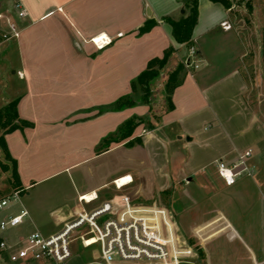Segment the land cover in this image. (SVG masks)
I'll use <instances>...</instances> for the list:
<instances>
[{
	"label": "crops",
	"instance_id": "1",
	"mask_svg": "<svg viewBox=\"0 0 264 264\" xmlns=\"http://www.w3.org/2000/svg\"><path fill=\"white\" fill-rule=\"evenodd\" d=\"M16 1L27 16L16 15ZM186 2L0 1V11L21 30L18 38L0 36V110L18 100L19 119L32 123L4 134L19 185L11 180L12 170L0 164V199L14 191L20 197L15 208L0 213V221L23 208L29 214L1 233L0 241L17 243L15 250L36 229L57 234L83 207L121 194L155 204L156 194L171 200L177 194L184 201L181 216L164 202L160 205L171 211L179 240L196 247L197 264H264V206L259 218L250 219L248 203L239 214L225 205L244 196L249 188L244 183L255 180L242 172L229 184L212 166L218 159L236 162L247 150H252L250 160L264 155L263 99L255 78L264 66L263 34L239 22L222 3L198 0L192 42L200 66H184L180 83L169 92L168 81L183 63L184 45L165 19L187 14ZM147 23L150 28L141 32ZM6 29L0 20V33ZM218 36L226 38L223 62L213 52ZM104 37L112 42L97 47L94 39ZM169 47L176 51L163 67L156 66L144 101L132 83ZM125 95L132 97V106L108 108ZM129 119L136 125L121 139ZM0 160L11 165L1 149ZM119 178L133 181L117 189ZM197 192L217 195L219 204L200 211L204 206ZM81 195L92 202L81 204ZM9 253L0 250V264H13ZM98 256L73 253L62 264H89Z\"/></svg>",
	"mask_w": 264,
	"mask_h": 264
},
{
	"label": "built area",
	"instance_id": "2",
	"mask_svg": "<svg viewBox=\"0 0 264 264\" xmlns=\"http://www.w3.org/2000/svg\"><path fill=\"white\" fill-rule=\"evenodd\" d=\"M18 17L27 16V10L20 1L13 5ZM0 20H5L7 29L0 33L2 40L18 38L21 30L11 15L0 11ZM224 28L230 25L224 22ZM97 47L102 48L112 42L110 38L94 39ZM186 68H199L197 50L188 47L183 57ZM252 150L238 155L236 162L227 163L216 160L219 176L227 183H233L244 171H249L247 159ZM115 180L117 189H122L133 180L124 183ZM19 191H14L0 199V209L11 200L19 199ZM93 199L79 196L81 204ZM29 213L23 208L20 213L0 221V230L18 226ZM80 239L83 247L100 246V257L89 264H197L196 247L180 241L176 232L171 211L155 203L134 202L129 194L112 197L93 208L83 207L65 228L53 235H45L40 230L32 231L21 245L0 241V250L9 251L13 264H62L73 256L72 244Z\"/></svg>",
	"mask_w": 264,
	"mask_h": 264
},
{
	"label": "rangeland",
	"instance_id": "3",
	"mask_svg": "<svg viewBox=\"0 0 264 264\" xmlns=\"http://www.w3.org/2000/svg\"><path fill=\"white\" fill-rule=\"evenodd\" d=\"M228 8L231 9V13H233L238 17L239 22L247 25L249 29H253V31H255L256 29L258 30V32L262 31L264 38V0H230V4ZM225 41L226 38L220 37L218 41L219 44L217 43V46L213 48V52H215L219 62H223L227 55V49L225 48V46H223ZM253 76H255L254 73ZM255 78H257L258 89L260 90L261 93L259 97L263 99V117H264V66L262 73L258 71V75H256ZM137 96H141L143 100L145 98V96H143V93L141 91L137 93ZM254 163L256 164L255 168H253ZM212 166L216 168L217 162L213 163ZM247 166L252 171L250 174L248 171H244V173L252 176V178L255 181L252 180H249L248 182L246 181V183L244 184L247 185L249 188L246 190L245 195L242 197H235L230 200H227L225 202V205L232 212V214L234 213L239 214L241 213L240 210L244 209L246 203H248L245 215L250 219H257L261 216L260 213L264 206V204L261 205L262 202L264 203V155L257 156L253 160H250L248 158ZM125 170L131 171L132 169H125ZM255 184H257V186ZM196 195L198 196L197 199L202 202L201 203L203 204L202 206H204L200 209V211L202 212L205 211L206 208L208 209L213 208L214 206H217L219 204L218 203L219 199L217 198V195H210L209 197H205L204 194L201 192H197ZM156 198L158 204H162L164 202L167 206L171 208L172 211L175 212V214H177V216L182 215L181 213L183 211L181 210V207H183L184 201L181 198H179L177 194H175L172 197V200L170 197H167L166 195H159V194H156ZM16 205L17 204L15 200H11L8 203V205L0 209V213H4L9 209L15 208ZM3 232L5 231L0 230V234ZM72 249L74 253L82 254L87 258H92V257L94 258L98 253L100 257V246H98V244L86 248L82 246L80 239H78L72 244Z\"/></svg>",
	"mask_w": 264,
	"mask_h": 264
},
{
	"label": "trees",
	"instance_id": "4",
	"mask_svg": "<svg viewBox=\"0 0 264 264\" xmlns=\"http://www.w3.org/2000/svg\"><path fill=\"white\" fill-rule=\"evenodd\" d=\"M1 1V0H0ZM214 2L222 3L226 8L229 7L230 0H211ZM188 13L181 16L179 19H172L170 17L166 18L165 21L168 22L172 26V33L180 45H186L187 47L193 46L192 42V35L194 27L197 23L198 19V0H187L185 4ZM151 24L147 23L145 26L141 28V32H144L150 28ZM174 47H169L162 58H155L149 62L148 68L143 71L138 79L137 82L132 83V91L137 92L138 86L140 90L143 92V96H145L144 101H148L147 94L149 90V82L154 76L157 75L158 71L156 66L163 67L169 57L175 52ZM263 57H264V50H263ZM184 69V64L181 62L177 69L174 71L173 75L168 81V90L172 92L174 88L180 83L179 81V72ZM135 102L133 101L130 95H125L109 106V109L118 110L122 109L127 106H132ZM18 100L11 101L6 106H4L0 110V149L3 154V159L7 162H10L11 165L8 163L0 160V164L3 170H12L11 180L14 186L19 185V176L17 171V163L12 158L5 142L4 134L8 133L16 128H22L24 126H31L32 123L26 120H20L19 114L17 110ZM18 120V122H17ZM135 121L133 119L127 120L121 127L120 138L124 139L131 135L133 128L135 127Z\"/></svg>",
	"mask_w": 264,
	"mask_h": 264
},
{
	"label": "water",
	"instance_id": "5",
	"mask_svg": "<svg viewBox=\"0 0 264 264\" xmlns=\"http://www.w3.org/2000/svg\"><path fill=\"white\" fill-rule=\"evenodd\" d=\"M184 12V11H183ZM147 14L150 15L151 14V11L150 9L147 10ZM187 51H188V47L186 45H184L180 51V55L181 57H184L186 54H187Z\"/></svg>",
	"mask_w": 264,
	"mask_h": 264
},
{
	"label": "bare ground",
	"instance_id": "6",
	"mask_svg": "<svg viewBox=\"0 0 264 264\" xmlns=\"http://www.w3.org/2000/svg\"><path fill=\"white\" fill-rule=\"evenodd\" d=\"M100 41V39H99ZM128 178H123L122 181H120V183H124Z\"/></svg>",
	"mask_w": 264,
	"mask_h": 264
}]
</instances>
